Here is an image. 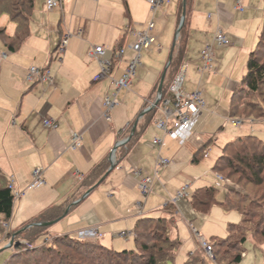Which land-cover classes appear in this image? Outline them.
I'll list each match as a JSON object with an SVG mask.
<instances>
[{
	"label": "crops",
	"instance_id": "1",
	"mask_svg": "<svg viewBox=\"0 0 264 264\" xmlns=\"http://www.w3.org/2000/svg\"><path fill=\"white\" fill-rule=\"evenodd\" d=\"M181 1L183 10V0H161L153 14L147 0H59V6L51 12L45 10V0H34L26 39L12 52L0 41V172L22 194L14 202L11 229L31 223L52 210L50 222L59 221L49 226V235H70L96 227L102 245L119 249L125 245H115L117 234L127 229L132 233L137 219L160 214L161 207L185 186V174L200 164L193 160L201 148L206 146L207 150L211 143H218L222 148L236 138L234 133L225 132L220 139L203 133L202 120L210 117V112L205 110L193 128V139L191 136L183 145L163 137L155 128L157 113L146 119L163 74L164 81L167 80L171 52L177 47ZM241 2L245 8L242 14L235 11V0H188L182 35L185 57L180 66H185L186 92L197 88L201 91V83L205 81L212 90L225 87L231 96L239 86L244 64L255 49L258 31L264 22V0ZM163 11L171 13L166 21L162 18ZM2 16L4 22L0 21V27L8 36H13L16 25L6 14ZM154 19L158 21L157 26ZM150 23H153L150 34L155 37V45L141 54V66L136 71L139 79L135 76L129 90L118 93L119 104L110 111V120L105 121L103 101L113 92L112 79H120L133 56L129 49L134 40L131 33L145 30ZM218 27L231 45L225 48L213 45L214 72L199 76L200 52L205 44L211 43ZM168 28L169 36L173 30L175 34L162 70L158 74H143L142 61L148 62L152 52L162 51L160 43H166ZM64 39L66 44L60 57L56 49ZM94 47H102L112 59L110 75L98 81L94 78L100 73V65L88 55ZM121 49L124 53L118 57ZM30 67L48 72L51 83L27 81ZM43 120H51L56 128H45ZM74 133L81 136L80 149L70 146ZM154 138H164L160 148L153 145ZM118 141L126 143L115 150L111 162V153ZM158 155L170 163L158 170L153 189L143 198L138 189L139 179L154 176ZM207 155L202 157L203 161L209 160ZM101 163L107 165V170L89 186L91 172ZM111 163L114 168L108 173ZM213 164L209 162L208 167ZM36 168L43 169L44 184L36 190H27ZM134 170L140 176H135ZM74 173L82 177L81 182L76 181ZM204 179L209 183L196 179L192 189L187 185L188 191L212 187L216 182L205 176ZM137 203H142L141 208ZM188 204L177 202L175 205L178 237V220H184L189 226L190 218L195 215ZM207 217L218 219L219 232L222 230L224 234L228 224L241 220L237 212L218 211L214 206ZM199 228H205L204 223ZM196 232L202 239L200 231ZM131 246L132 242L123 248Z\"/></svg>",
	"mask_w": 264,
	"mask_h": 264
},
{
	"label": "trees",
	"instance_id": "2",
	"mask_svg": "<svg viewBox=\"0 0 264 264\" xmlns=\"http://www.w3.org/2000/svg\"><path fill=\"white\" fill-rule=\"evenodd\" d=\"M2 2L0 16L6 14L9 20L16 25V30L13 36H8L5 29L0 27V41L8 51L12 52L28 36L34 0H2ZM187 2L188 0H185L186 14L177 39V47L172 50L171 61L166 69L167 80L163 83L162 95L165 94L168 85L178 73L185 57L183 37ZM179 6V11H182V1ZM263 46L264 22L258 43L248 55L240 84L230 96L228 105L230 118H238L240 114L249 112L264 120V100H259L264 91V62H262L264 53L260 54ZM170 74L172 78L169 80ZM153 114H156L155 109L145 115L146 119H150ZM205 150L206 146L194 155L193 163H199ZM220 152L212 166L214 173L221 174L227 171V177L238 176L255 189L264 185V142L262 139L253 135L239 136L227 142ZM106 170L105 163L93 169L89 186L96 182ZM225 190L224 200L219 203V206L225 212H237L241 220L237 224H228L226 236H212L208 244L211 249H217L216 254H219L220 249L225 245L226 252L232 248L235 253L228 263L240 264L245 254L243 246L248 238L258 236L264 244V211L260 212L263 206L253 197L254 200L249 202L248 194L245 192L244 194L235 193L228 187ZM255 191L253 190V193ZM216 194V188L204 187L194 192L188 201L195 213L207 215L211 208L217 205ZM256 195L264 203V190L260 196L258 192H255V197ZM14 202L9 182L0 172V226L3 227L4 224L10 222ZM51 211H46L33 222L18 229L13 230L9 227L7 237L10 239L14 236V248L4 264H175L177 252L182 245L176 234L170 236L172 230L176 229L175 206L173 205L167 204L161 207L160 214L157 216H143L137 219L132 231L134 235L132 246L121 249L106 247L99 240L79 241L69 235L58 236L53 242L55 244L45 246L49 237L47 233L49 227H44L42 224L51 221L50 216L54 214ZM198 254L197 250L192 251L184 264H210ZM215 261H217L216 258Z\"/></svg>",
	"mask_w": 264,
	"mask_h": 264
},
{
	"label": "built area",
	"instance_id": "3",
	"mask_svg": "<svg viewBox=\"0 0 264 264\" xmlns=\"http://www.w3.org/2000/svg\"><path fill=\"white\" fill-rule=\"evenodd\" d=\"M150 5L151 12L154 14L161 4V0H147ZM45 10L47 12L53 11L59 6V0H45ZM235 11L242 14L245 10L242 5L241 0H235L234 5ZM210 16H208L209 18ZM153 28V23H150L148 27L143 31H132L133 42L130 44L129 49L132 51L133 56L131 60L127 63L126 68L120 79H112V84L114 86L113 92L107 96L103 101V118L105 121L110 120V111L116 107L119 102L117 99L118 93L121 90L128 91L132 80L136 76L137 69L141 66V54L151 50V47L155 45V37L150 34ZM66 44V39L58 45L56 49L57 56H60L64 52ZM213 45L220 48L229 47L231 42L227 39L221 28H217L213 34L211 43L205 44L200 52V66L197 69L199 76L210 74L214 72V67L216 63V57L213 52ZM124 50H119L118 57H121ZM89 57L96 60L100 65V73L94 78V81H98L103 77L110 75L112 70V59L109 53L102 47H94L89 52ZM26 80L29 82L40 81L42 83L49 84L51 79L48 72L37 67H30L27 71ZM185 83V66H182L175 78L168 87V94L157 93L155 101L149 105V109H155L157 117L154 119L155 128L162 132L163 137H167L173 141L178 142L183 145L192 136L193 128L197 122V119L205 109V102L202 97V92L197 88L191 92H186L184 88ZM234 126H240L242 123L238 120L231 121ZM43 126L48 129H55L56 124L51 120H43ZM164 138H154L152 143L156 147H161ZM80 134H72L71 136V148L80 149ZM122 141H118L115 145L116 149L121 146ZM115 151L111 153V162L114 159ZM207 153H204L203 157L207 158ZM169 160L162 158L158 155L155 163V174L153 177L143 176L140 177L138 183V189L143 198H146L148 194L153 189L157 179V172L160 168L167 167L169 165ZM135 176H140L138 170H134ZM76 181L81 182L82 177L78 173L73 174ZM217 181L224 182V180L217 176ZM43 169L36 168L32 172L31 182L27 186V190H36L43 186ZM9 187L12 190L14 201H16L22 195L16 192L13 188L11 182H9ZM190 198L188 193V186L185 185L181 187L176 196L170 201L166 202L163 207L167 204L175 206L179 200H187ZM142 203H137V207L141 208ZM5 227H8L5 225ZM195 231V230H194ZM101 234L96 227L85 228L77 231L76 239L79 241H92L99 240ZM118 238L127 240L130 237H134L133 233L121 232L117 234ZM201 244L204 248L205 253L211 254V246L204 240H201Z\"/></svg>",
	"mask_w": 264,
	"mask_h": 264
},
{
	"label": "rangeland",
	"instance_id": "4",
	"mask_svg": "<svg viewBox=\"0 0 264 264\" xmlns=\"http://www.w3.org/2000/svg\"><path fill=\"white\" fill-rule=\"evenodd\" d=\"M3 2H2V0H0L1 5L3 4ZM170 14H171L170 12L163 11V15H162L163 20L166 21L168 19L167 16L168 17L171 16ZM2 17H0L1 23L4 22L3 21L4 16H2ZM151 18H152V14H151ZM156 18L158 19L157 15H156ZM155 19H154V21H155L154 25L157 26L158 21H156ZM261 30H262V28H260L258 31L256 40H255V44H254V48L256 47V45L258 43V37H259ZM170 31L171 30L169 28L166 31V36L168 38L166 40V43H160V44H162V47H163L162 51L161 52H152L149 55V58L147 59L148 62L142 61V64L144 66L143 71H142L143 74H150V73L158 74V72H160L162 70L164 63L166 61V58L168 57V53H169V50L171 47V43L173 41L174 34H175V31L173 30L171 32V36H169ZM0 46H1V43H0ZM263 47L261 49L262 50L260 53L261 55L264 53ZM247 59H248V57H247ZM247 59H246V61H247ZM262 62H264V56L262 58ZM244 65H246V62ZM137 72H138V70H137ZM171 78H172V76L170 74L168 79L170 80ZM136 79H139V74H137ZM187 81L189 82V80H187ZM185 86L188 87V85L186 83H185ZM200 87H201L200 89L202 91V97H203L204 102H205V109H204L205 111L204 112H206V111L210 112V117L207 118L206 120H202V123L204 122V124H205L203 133H207V135H209V137L214 136L216 138V136H217L219 139L221 138V136L225 132L234 133V138L239 137V136L241 137V136H246V135H253V136H256L257 138H259L260 140L262 139L264 142V120L263 119H259V118H257L256 114L251 115V114H249V112H245L243 114H240L238 118H230L229 114H228L229 113L228 105H229V101H230V92L228 90H226L225 87H220V88H217V90H212L213 88L209 85H206L205 81H203L201 83ZM259 100H264V91L262 92V96L259 98ZM247 101H248V99H247ZM254 101L256 102V99H254ZM151 110L152 109H149V108L147 109V111H151ZM233 120H238L242 124L240 126H234L231 122ZM191 139H193V136ZM217 144L211 143L208 146L205 153L209 154V160L203 161V159H201L199 162L200 164L198 166H195V167L193 166L191 168V170H189L188 173L185 174L186 180L183 181L184 182L183 185H190V188H191L192 187L191 184L194 185L198 181L196 179H202L201 181H204L205 180L204 176H205V177H207V179L210 178V179H213L214 182L216 181L212 187L217 189V194L215 196L217 205H214V207H217L218 211L222 210V208L219 206V203L223 202L224 197H225V193H226L225 188L228 187L229 190H232L235 193H237V192L241 193V194H244V192L247 193L249 202L253 198L256 200H259L258 202L260 204H262V206H263L262 209L260 210V212H263L264 211V203H262V201H260V198H258L257 195L255 197V192H258V194L260 196L262 194V191L264 190V185L259 187L258 189H255L254 187H252L246 181H243L238 176L227 177V171H225L224 173H221V174H216L214 172H211L212 165L208 167L209 162H211L213 164L221 153L220 152L221 148ZM171 145L175 147L174 144H171ZM176 145H178V144L176 143ZM171 148L173 149V147H171ZM164 149L166 150V147ZM176 149H177V147H176ZM201 161H202V163H201ZM217 176L221 177L224 180V182L223 181L222 182L217 181L218 180ZM205 181H207V183H209V180H205ZM253 190L254 191L256 190V191L253 193ZM188 193L192 196L194 193V190H189ZM175 196H176V193H175L174 197ZM188 200H190V199L179 200L178 202L188 203L189 202ZM189 208H191V206ZM194 214H195L194 217L190 218L191 224L193 226L191 224H189V226H187V224L184 220H180V219L178 220L180 223V225H178L179 239H180L182 245H181L179 251L177 252L175 264H184L187 257L194 250H197V253H199L198 255H200V257H202L203 259L206 260L205 262H209L210 264H229L228 262H229L230 257L232 255H234V253H235V251L232 248L228 247L229 250L226 252L227 248L225 245V247L220 249L219 254L215 253L217 251V249L214 248V249H211L212 252L209 255V254L205 253L204 248L201 244V240H204L208 243L211 240L212 236H216V235H217V237H225L226 236L227 233H225V234H224V232L222 233L221 232L222 230L219 232V220L218 219L217 220H210V218L207 217V215H202V214H197V213H194ZM174 216H175L174 221L176 222L177 217L175 214H174ZM202 223H204L205 228L200 229L199 226H201ZM208 223H212V224H208ZM214 223H215V225H214ZM5 225H7L8 227H5ZM9 227H10L9 223L4 224L3 227L0 226V235H1L0 236V264H4L6 262V260H8V258L11 256L12 249L14 248V246H13L14 245V240H13L14 236L10 239L7 237L9 229H10ZM192 227H194L195 229ZM216 227H217V230L214 229ZM50 230H55V228L50 229ZM126 231L128 233H130L128 231V229ZM126 231H124V232H126ZM196 231H200V236H202V239L199 238L198 233ZM50 233L52 234V232H50ZM48 236L49 237L47 238L44 245L48 246V245L55 244L53 242L56 239V237H58V236H52V235H48ZM69 236L73 239H76L77 232H75L74 234H70ZM170 236H175V231L172 230ZM11 240H13L12 246H10ZM114 240H115L116 246L122 245V244L125 245V246H122L119 248V249H121L123 247H128L131 244V242L133 241V238L130 237V239L128 240L129 241L128 244H126L127 241L125 239L115 237ZM23 248H25V247H23ZM116 249H118V248H116ZM243 249L245 251V254L243 255V260L240 264H264V244H262V241L258 236L248 238L245 245L243 246ZM213 250H214V253H213ZM103 255H105V254H103ZM215 255H216V257H215ZM215 258L217 261H215Z\"/></svg>",
	"mask_w": 264,
	"mask_h": 264
},
{
	"label": "water",
	"instance_id": "5",
	"mask_svg": "<svg viewBox=\"0 0 264 264\" xmlns=\"http://www.w3.org/2000/svg\"><path fill=\"white\" fill-rule=\"evenodd\" d=\"M184 1V4H183V10H182V17H181V22H180V26H179V28H178V32H177V35H178V33L180 32V30H181V28H182V26H183V22H184V18H185V14H186V11H185V0H183ZM170 63V62H169ZM163 81H164V74L162 75V77H161V80H160V83H159V85H158V90H157V93H161V91H162V87H163ZM145 114V112H143L142 114H141V116H143ZM133 131H134V129H133ZM126 143V141H122L121 142V145H124ZM116 150V147L113 149V151H115ZM114 168V165L111 163V166H110V168H109V170H108V173L112 170ZM89 193V192H88ZM59 220H56V221H54V222H49V223H44V224H42V226H44V227H49V226H51V225H53L54 223H56V222H58ZM13 245V240H11V242H10V246H12Z\"/></svg>",
	"mask_w": 264,
	"mask_h": 264
}]
</instances>
